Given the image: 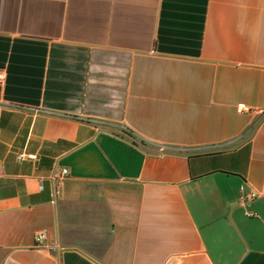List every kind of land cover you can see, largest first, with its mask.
Returning a JSON list of instances; mask_svg holds the SVG:
<instances>
[{
	"label": "crops",
	"instance_id": "1",
	"mask_svg": "<svg viewBox=\"0 0 264 264\" xmlns=\"http://www.w3.org/2000/svg\"><path fill=\"white\" fill-rule=\"evenodd\" d=\"M0 71V264H264V0H0Z\"/></svg>",
	"mask_w": 264,
	"mask_h": 264
},
{
	"label": "built area",
	"instance_id": "2",
	"mask_svg": "<svg viewBox=\"0 0 264 264\" xmlns=\"http://www.w3.org/2000/svg\"><path fill=\"white\" fill-rule=\"evenodd\" d=\"M5 84V74L0 71V86H3ZM246 112H250V110L244 105V104H238L237 105V113L242 114V113H246ZM263 111H259V114H262ZM167 148L160 146L159 147V151L160 152H164ZM19 160H24V159H29V160H36V155H29V154H25V153H21L18 155ZM68 171L67 169H54L50 180L52 182L53 185V195L57 196L59 194L58 191V183L60 181H62L65 176H67ZM255 197L254 194L249 195L248 199L251 200ZM246 216L251 217L252 214L251 213H245ZM46 237V234L44 231L39 232L36 234V236L34 237V241H35V245L36 247H41L42 243L44 242Z\"/></svg>",
	"mask_w": 264,
	"mask_h": 264
}]
</instances>
